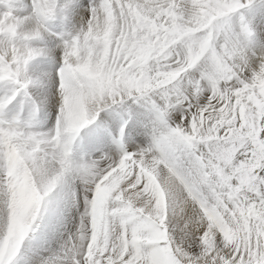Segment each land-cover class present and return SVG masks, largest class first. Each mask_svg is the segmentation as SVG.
I'll list each match as a JSON object with an SVG mask.
<instances>
[{"label": "snow or ice", "instance_id": "6c2138e0", "mask_svg": "<svg viewBox=\"0 0 264 264\" xmlns=\"http://www.w3.org/2000/svg\"><path fill=\"white\" fill-rule=\"evenodd\" d=\"M0 264H264V0H0Z\"/></svg>", "mask_w": 264, "mask_h": 264}]
</instances>
